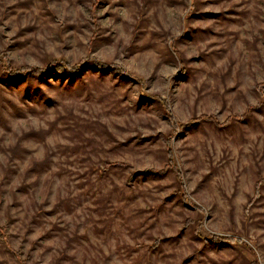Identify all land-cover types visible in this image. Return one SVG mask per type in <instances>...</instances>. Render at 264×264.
I'll return each instance as SVG.
<instances>
[{
    "label": "rangeland",
    "instance_id": "374dc122",
    "mask_svg": "<svg viewBox=\"0 0 264 264\" xmlns=\"http://www.w3.org/2000/svg\"><path fill=\"white\" fill-rule=\"evenodd\" d=\"M0 0V51L13 65L111 67L78 76L50 67L24 81L0 76V264H245L243 248L192 233L238 236L264 264V0ZM96 34L95 36H93ZM177 38V39H176ZM175 40V46L173 45ZM185 58L186 64L181 58ZM187 68L182 73V66ZM194 205L177 195L166 136ZM106 162H121L106 167ZM160 240V245L155 241Z\"/></svg>",
    "mask_w": 264,
    "mask_h": 264
},
{
    "label": "trees",
    "instance_id": "16d2710c",
    "mask_svg": "<svg viewBox=\"0 0 264 264\" xmlns=\"http://www.w3.org/2000/svg\"><path fill=\"white\" fill-rule=\"evenodd\" d=\"M194 7V1L191 0L190 9L187 12L186 15H189L190 12L193 10ZM94 34L93 36H95ZM177 39V38H176ZM173 45L175 46V40ZM182 63L184 65L186 64L185 58L180 57ZM182 66V73L185 74L187 72V68L185 66ZM88 66L95 67L99 71H105L108 68H112L115 72L124 75L128 79H133L136 81V83L139 84L141 89H144V79L140 78L137 75H134L130 71L124 69L120 65H116L114 63H107V62H101L98 58L94 56H86L82 59H80L78 62L74 64H70L69 62H66V60L61 58H54L50 59L47 64L43 67H37L32 65H13L6 54L5 51H0V76L6 80H25L27 78L37 77L42 78L46 76V70L50 67L53 68V72L56 74L61 75H67L69 74V77L78 76V73L82 71L84 68H88ZM257 93L261 98H264V82L258 83L256 85ZM157 101L160 103L161 106L164 108L165 114L170 118V120L173 122V133L166 136L167 138V155L170 160V163L166 166L165 169L161 170H148L149 172H156V173H164L167 170L171 169L175 173V179L178 184L177 189V195L180 197V199L185 204L194 205L195 209L200 213V215H203L204 209L200 206L194 204L189 197L185 187H184V181H183V175L180 170V168L177 166V164L174 162V151H173V138L179 134L182 130L190 128L193 125H196L201 122H209L214 124L216 127H225L228 125L233 124L235 121L242 122L248 116L251 115L253 109L254 111L257 109H260L263 105V102H259L256 106H249L247 110L243 114H234L232 116H229L225 121L220 122L216 115L214 114H202L200 116H195L189 119V121L185 123H179L175 122L173 119V114L171 113L168 101L161 98L159 95H156L155 97ZM106 167L110 168L115 164H119L123 166L124 164L121 162H106ZM257 184L255 185L256 189H259V187H262L264 185V177L257 180ZM186 226H190L192 229V233L199 237V238H206L210 242L214 243H220V244H227L230 246H234L237 248H243L247 250L249 253L252 254L253 258H244L245 264H261L257 257L256 248L253 243H248L242 238L238 236H232V235H219V234H203V218L199 217L197 219H188L186 221ZM10 233L8 231V227L6 225L0 224V242L4 244H8L10 242ZM160 240L155 241V245L159 244ZM14 254L15 259L17 260L18 264H29L27 262V259L22 258V252L18 250L12 251Z\"/></svg>",
    "mask_w": 264,
    "mask_h": 264
}]
</instances>
